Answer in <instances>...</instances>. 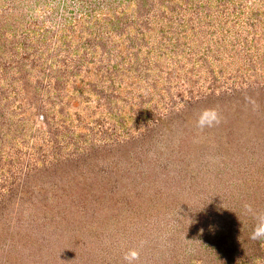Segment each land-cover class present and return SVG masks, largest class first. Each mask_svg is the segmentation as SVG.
<instances>
[{
	"label": "rangeland",
	"instance_id": "1",
	"mask_svg": "<svg viewBox=\"0 0 264 264\" xmlns=\"http://www.w3.org/2000/svg\"><path fill=\"white\" fill-rule=\"evenodd\" d=\"M244 202L264 0H0V264H264Z\"/></svg>",
	"mask_w": 264,
	"mask_h": 264
},
{
	"label": "clouds",
	"instance_id": "2",
	"mask_svg": "<svg viewBox=\"0 0 264 264\" xmlns=\"http://www.w3.org/2000/svg\"><path fill=\"white\" fill-rule=\"evenodd\" d=\"M221 122V117L216 108H205L201 110L196 120V127L201 131L205 128L218 126ZM242 213L245 216H250L254 221L249 239L253 241H264V210L255 208L252 203L244 202L242 204ZM127 264H133L139 259V253L132 249L129 250L123 257Z\"/></svg>",
	"mask_w": 264,
	"mask_h": 264
}]
</instances>
